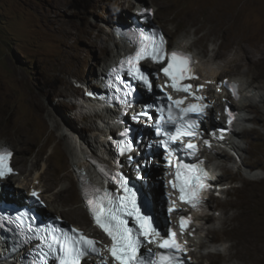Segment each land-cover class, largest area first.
<instances>
[{
  "label": "rangeland",
  "instance_id": "obj_1",
  "mask_svg": "<svg viewBox=\"0 0 264 264\" xmlns=\"http://www.w3.org/2000/svg\"><path fill=\"white\" fill-rule=\"evenodd\" d=\"M144 2L153 7L152 21L163 30L171 45L179 39L191 44L200 74L205 73L206 67L209 70L210 66L212 74L218 73L219 79L239 76L245 86L252 85L245 91L247 94H259L251 99L264 114V84L251 77L257 74L264 80V52L261 53L264 51V0ZM138 6L136 0H0V112L7 116L5 120H0V145L6 144L13 149V165L27 178H32L34 171L43 172L40 182L33 185L35 188L42 187L39 189L45 200V212L59 214L68 223L96 232L95 236L97 230L81 205L77 181L69 163L67 144L74 145L73 134L63 127L64 136L59 138L51 118L69 119L76 130L84 131L85 138L93 137L92 128L97 118L95 115L88 118L84 114L87 112L81 108L80 97L84 94L87 99L89 95L86 93L90 92L91 86L98 88L96 76L105 68L103 52L107 49L111 54L109 62L116 45H121L116 41L110 25L120 21L130 23ZM208 18L210 22L204 20ZM232 26H236L242 34L245 32L244 42L250 43L248 48L256 52L255 59L227 62V58L232 56V47L225 46L223 35L232 33ZM219 51L225 55L217 56ZM251 72L254 74L251 75ZM243 101H246L249 119L239 127L240 133L236 138L242 145L241 151L237 155L226 151L229 158L216 156L209 160L214 166L224 164L226 170L217 168L223 179L220 181L218 177V192L211 191L215 187L208 191L205 201H208L209 209H204V214L210 212L213 217H208L207 223L202 225V220H199L198 224L204 229L200 228L193 238L196 244L212 238V241L207 240L212 242L210 246H198L202 255H193L198 263L209 262L211 257L214 258L211 264H221L223 260L227 264H239L241 259L237 261L231 257L227 260L223 254L212 257L210 252H206H223L222 249L230 246L238 232L245 226H251L255 218L259 229L253 227L248 232L253 237L255 235L254 239L264 256V123L255 118L254 108L246 99L243 98L239 105ZM250 130L253 134L246 133ZM50 132L52 136L48 137ZM220 149L223 148L218 147ZM251 169L259 170L261 174L250 175L248 171ZM154 171L156 168L151 167V174ZM15 176H10L2 184L14 185ZM61 186L69 187V198L74 200L77 209L84 211L82 217L87 225L81 224L77 216H69L65 212V189H60ZM153 188L156 193L160 192L157 184ZM59 189L61 195L58 196ZM257 252L261 254L259 250ZM242 258L249 260L248 257ZM9 264L16 263L10 261Z\"/></svg>",
  "mask_w": 264,
  "mask_h": 264
},
{
  "label": "snow or ice",
  "instance_id": "obj_2",
  "mask_svg": "<svg viewBox=\"0 0 264 264\" xmlns=\"http://www.w3.org/2000/svg\"><path fill=\"white\" fill-rule=\"evenodd\" d=\"M143 11L148 12L149 10L144 9ZM132 42L136 45L134 53L121 60L119 67L113 70L117 72L115 84L109 86L121 93L124 98L123 102L127 103L126 98L131 95L133 88L120 73L144 85L151 92L153 83L149 74L141 69V61L151 59L153 63L161 65L167 61L161 71L170 81L169 86L176 92L187 93L188 96L201 103L189 102L185 106L188 96L183 99H174L165 92L164 96L158 99L166 100V105L161 103L155 108V111L159 113V120L154 125L155 134L164 137L160 145L168 151L169 158L174 151L180 149H183L186 155L194 156L197 152V145L193 143V140L198 135L199 118L206 115L208 105L202 103L205 97L197 95L191 84L183 83L185 80L197 79L191 67L193 64L191 57L178 50L168 52L164 36L155 31L151 33L140 31L138 34H133ZM203 87L200 85L197 91ZM230 88L233 95H237L236 85L232 84ZM115 98L120 99V97ZM148 107L151 108L152 105ZM193 114L196 116L195 119ZM141 115L148 116V113L143 112ZM228 123H232L231 113H229ZM165 125L172 126L174 131L164 130ZM185 138H187L186 143ZM129 143L120 142L118 144L121 154L130 150ZM204 143L209 145L207 140ZM172 145H177V148L173 149ZM12 155L11 150L0 148V179L12 174L13 169L10 165ZM171 163L169 159V164ZM202 164V161L199 164L177 163L175 179L169 181L173 189L179 190L180 200L187 202L193 208H197L203 200L200 193L210 187L206 183L209 174ZM111 180L118 186L115 192L107 188L102 190L98 187L82 185V194L94 224L111 240V245L107 246V252L110 253L112 264H185L187 249L177 240L176 233L171 228L162 232L154 224V218L142 211V205L138 203L137 191L129 187L128 181L122 175L119 173L112 175ZM31 196L38 199V193L35 190L31 192ZM174 210V205H170L168 212L171 213ZM20 219H23V215ZM190 222V217H180L181 232L189 230ZM29 231H33L36 239L40 241L36 249L44 262L52 259L54 264H82L86 258L95 255L100 257L99 264H109V258L102 254L98 242L75 228L69 230L36 227L33 229L29 225ZM152 245H155V248ZM32 264H37V262L34 260Z\"/></svg>",
  "mask_w": 264,
  "mask_h": 264
},
{
  "label": "bare ground",
  "instance_id": "obj_3",
  "mask_svg": "<svg viewBox=\"0 0 264 264\" xmlns=\"http://www.w3.org/2000/svg\"><path fill=\"white\" fill-rule=\"evenodd\" d=\"M135 1V0H134ZM136 2L139 4V5H145L144 3V0H136ZM195 6V5H194ZM251 8V7H250ZM263 9V8H262ZM124 10V9H123ZM205 10V8H204ZM204 13V12H203ZM206 13V12H205ZM208 13V12H207ZM210 13V12H209ZM135 14V13H134ZM133 14V15H134ZM259 14V13H258ZM206 15V14H205ZM257 15V14H256ZM180 16V15H179ZM204 17V16H203ZM184 19V18H183ZM262 19V18H261ZM206 21H209L210 22V19H204ZM239 20V19H238ZM185 21H186V18H185ZM204 22V21H203ZM114 22L110 25V27L112 28L114 26ZM252 24V23H251ZM244 26V25H243ZM255 26V25H254ZM246 27V26H245ZM236 26H232L231 29L232 33H226L225 35H223L225 38H226V41H225V46H231L232 47V56L228 57L227 58V62L228 63H237L241 60H251V59H255L254 57L256 56V52H253V50L251 51L250 48H248V45L250 44H246L244 42V33L242 34L241 32H239L237 29ZM227 29V28H226ZM244 29V28H243ZM242 29V30H243ZM255 30V29H254ZM264 30V29H263ZM112 32V31H111ZM262 32V31H261ZM250 33V32H249ZM254 33V32H252ZM264 34V33H263ZM114 35V34H113ZM250 35V34H249ZM248 37V36H247ZM251 38V36H250ZM256 39V38H255ZM249 40V39H248ZM117 41V40H116ZM247 41V40H246ZM250 41V40H249ZM255 42V41H254ZM257 42V41H256ZM173 45H178L180 47H183V48H187L189 50H193L191 49V44L188 43L186 40L184 39H179V40H175L174 41V44ZM263 45H264V42H263ZM115 46V45H114ZM251 46V45H249ZM113 47V46H112ZM263 47V46H262ZM115 51L114 53L112 54L111 57V60L109 62H107V60L109 59V52L106 51L103 52V58H104V62H105V65L103 68V71L101 72L100 75L96 76V80L98 81L99 78H101V76L103 77L104 76V72L107 71V69L113 65V60H117L119 56H121L122 52L125 51V47L124 45H116L115 47ZM252 48V47H251ZM132 49V48H131ZM195 49V48H194ZM250 49V50H249ZM255 50V49H254ZM259 50V49H257ZM264 52L263 50L261 51V53ZM223 55H225V53H222L221 51H219L217 53V56H220L222 57ZM259 55V53H258ZM257 55V56H258ZM216 56V55H215ZM216 56V57H217ZM261 56V55H260ZM258 56V57H260ZM113 57V59H112ZM262 57L264 58V53H262ZM257 58V57H256ZM263 60V59H262ZM253 61V60H252ZM226 62V63H227ZM242 62V61H241ZM250 62V61H249ZM258 64V63H256ZM262 64V63H261ZM209 66V65H208ZM252 67V66H251ZM209 70H207L208 68L206 67L203 68L205 69V73H201L202 74V80L205 81L206 79H210L211 76L213 77H217L218 76V73H215L214 75L212 74L213 72H211V67L209 66ZM247 68V67H246ZM250 69V68H249ZM202 70V69H201ZM214 70V69H213ZM264 71V69H262ZM250 71V70H249ZM254 71V70H253ZM254 74L251 72V75ZM253 80L255 81H258L260 82V84H264V80H263V77L260 76V75H257L255 74L254 76H251ZM90 77H88L89 79ZM160 78V77H159ZM230 78H234V76H231ZM257 82V83H258ZM245 84V83H244ZM91 86V84H90ZM248 87H252L251 84L247 85ZM247 86H243L242 90H243V94H247L245 91L247 90ZM92 88V92H89L91 95H93V97L91 98V96H86L87 99H84V103L83 105H81V108L84 109V112H87V113H84L88 116V118L90 117L91 118V115H95L96 118H98L96 120V123L94 122V125H93V128H92V134H93V137L91 136V139H87L85 138V135H84V131H81V130H76L75 129V125L74 124H71L69 119H65L64 117L63 118H56L54 115L53 118H51V124L53 125V128H54V131L58 132L59 134V138H63L64 136V132L62 131V128H66L68 130V132L71 134H73L72 136V140L74 141V145L71 146V143L69 142L67 144V149H68V154L70 155V159H69V163L72 167V172L74 173L75 170L73 169V167H75L76 169L80 170V171H83L87 174L88 177H91L93 180H96V176H95V173L93 172V166L91 165L90 162H88L92 157H94L95 155L98 156L99 159L101 160H105V161H108L110 160V158L112 157V152L109 150V143H108V139L110 138V136L112 135H116L120 130L121 128H118L119 125L116 121V118H117V115L120 114V112H118V109H112L111 107H103V109H101V105H100V102H101V99H98L95 94L96 93H101V89H98V88H93V86H91ZM139 87V86H138ZM258 87V86H257ZM260 85H259V89H260ZM255 88V87H254ZM257 89V88H256ZM88 93V92H87ZM259 94H256L255 92H253L251 95L248 94L244 96V99H246L249 104H251L254 108V111L256 113L255 115V118L261 122L262 124L264 123V114H263V111L261 109L260 106L256 105L253 101L254 97L257 96ZM206 97H207V101H209V106L208 108L206 109V117L207 119L209 120V118L211 117L210 116V109L212 108V105L213 103L215 102V105H217L219 103L218 101V97H215L213 95V92H211V89L209 88L207 90V94H206ZM261 97V96H260ZM217 98V99H216ZM253 98V99H251ZM264 100V99H263ZM102 103V102H101ZM245 104H246V101H243L240 106H244L245 107ZM250 105V106H251ZM100 107V108H99ZM238 108V107H236ZM135 108H133V112L132 113H136L138 110H135ZM151 110V109H150ZM130 113V112H129ZM129 113H127L126 115L123 116V118H125V116L127 117L128 116V120H129ZM149 113V112H148ZM49 114V113H48ZM155 115V112L151 113V115ZM50 115V114H49ZM52 115V114H51ZM36 118L38 119V116L37 114H35ZM156 116H158L159 118V113H156ZM6 113L4 112H0V120H5L6 119ZM50 117V116H49ZM82 118H85L83 115H81ZM95 119V118H94ZM248 119H249V116H248ZM247 119V120H248ZM39 120H41V117L39 115ZM91 120V119H90ZM114 122V123H112ZM129 122V121H128ZM112 123V124H111ZM264 126V125H262ZM140 127V125H139ZM244 131V130H242ZM253 130H250L246 133H249ZM255 132L257 134L260 135V133L255 130ZM240 131H237L235 134H239ZM252 133V132H251ZM66 134V133H65ZM253 134V133H252ZM52 136V132H50V134L48 135V137H51ZM254 136V135H253ZM256 136V135H255ZM261 136V135H260ZM264 136V135H263ZM262 137V136H261ZM263 139V138H262ZM25 140V139H24ZM46 140V139H45ZM48 140V138H47ZM46 140V141H47ZM210 143H212V140H209ZM57 143V142H56ZM32 144V143H31ZM221 146V143L220 142H213L211 144V147L212 148H217ZM226 148L230 149L233 153H235L237 155V153L239 151H241L242 149V145L239 141H237L236 139H233V143H228L227 145H225ZM27 148V147H26ZM38 148V147H37ZM36 148V149H37ZM142 148V147H141ZM157 150H159V148H156ZM148 151H152V150H148ZM161 151V150H160ZM228 152V150L226 149H220V150H215V155L217 157H221V156H224L229 158V155L226 154L225 152ZM39 152V151H38ZM15 153V152H14ZM36 154V153H34ZM145 157L143 158L145 160V158H149L148 156V153L146 152L145 150ZM47 156V155H46ZM147 156V157H146ZM47 158V157H45ZM207 159L210 160V157H206ZM14 159V154L12 155V160ZM35 159V158H34ZM37 160V159H36ZM48 160V159H47ZM50 160V159H49ZM208 160L209 163H211L210 161ZM46 162V161H45ZM152 163H154V161H152ZM219 166H214V165H210L209 166V175H208V182L209 183H213L216 181V179H218V177L220 178V181L223 179V177H221V174H219L217 172V168L221 169L222 171H225L226 168H225V165L224 164H217ZM144 169V168H143ZM17 170V168H16ZM42 171L40 172H37V171H34L32 174H34L32 176V178H27L22 171L18 172L17 176H15V184L13 185L14 188L17 189V191H22V187L26 189V192L30 191L32 188H35L34 187V183L35 182H40V178H41V173ZM250 175H253V176H258V174L261 172H259V170H256V169H251L248 171ZM25 173V172H24ZM144 173V172H143ZM27 174V172H26ZM261 174V173H260ZM147 177L151 180L152 179V175H151V172L148 173ZM244 177V176H243ZM7 179L9 180V177L5 178L3 181H7ZM70 179V178H69ZM90 179V178H89ZM249 179V178H248ZM37 182V183H38ZM97 182V181H96ZM248 182V181H247ZM42 185V184H41ZM39 188H42L41 186H39L37 189ZM64 188L65 189V195L63 196V200L64 202H66V210L65 212L69 215V216H77L78 219H79V222L81 224H86L84 218L82 217V213L85 211V208H84V204L81 200V197H80V202H81V205L84 209V211L80 210V209H77L76 205L73 203L74 200H71L69 198V187H63L61 186L60 189ZM60 189L57 191L58 193L56 195H61L59 194V191ZM208 189H205L203 190L201 193H202V196L205 198L207 197L208 195ZM212 192L216 193L219 191V182H216V186L214 189L211 190ZM210 191V192H211ZM60 199V197H58V200ZM245 199V198H244ZM157 200V197L153 198L152 199V211L156 213V215L158 214V211H157V208L158 206L156 205L155 201ZM12 201H15L18 203V201L16 200L15 196H13L12 198ZM61 206H63V201L60 199L59 200ZM69 202V203H68ZM256 202V201H255ZM49 203V202H48ZM52 203V202H51ZM50 205V204H49ZM69 206V207H67ZM209 209V204H208V201L206 200L205 201V206H204V209ZM256 208V207H255ZM151 209V208H150ZM86 213V211H85ZM193 215L191 216L192 219H194L196 217V223L198 224L199 220H202L200 222L201 225L202 224H206L207 223V220H208V217H213L212 215H210V212H206V214L202 215L201 214V210L200 209H196L194 212H192ZM249 213V212H248ZM59 216V214H57ZM206 215V216H205ZM255 217V216H254ZM213 219V218H212ZM205 220V221H204ZM90 221V220H89ZM259 222L257 221V218L254 219L253 221V224L251 226H245L243 229H241V232H238L237 236L235 237L234 239V242L232 244H230V246H227V248H224L222 249L223 252H219V251H207L206 253L210 252V255H213L212 257L214 256H218L219 254H223L224 256H226V259L229 260L231 259V257H234L237 261L239 259H241V261H238L239 264H252L253 263V260L255 258H257L255 261H254V264H264V256H262L263 254V251H262V248L259 246H257V243L253 237V235L248 232V230L252 229L254 227V229H256L258 226ZM71 224H73L71 222ZM75 225V224H74ZM87 225V224H86ZM81 227V226H80ZM261 227V226H260ZM83 228V227H81ZM202 229H204L203 226H201ZM253 229V230H254ZM259 229V228H257ZM199 232V229H197L194 234L195 236L197 235V233ZM89 234L91 236H94L96 235V232H89ZM205 235L206 232H205ZM258 238V236H257ZM212 239V238H211ZM211 239H206V240H200L199 243L196 244V242L193 243L196 244L197 246H200L199 248L201 247H206V246H210V244H212V240ZM193 240V239H192ZM207 240H211V241H207ZM219 241V240H218ZM217 241V242H218ZM227 241V240H226ZM261 241V240H260ZM262 245V244H261ZM260 251L261 254L259 255L257 251ZM6 251L5 249V243L0 239V256ZM230 253V255H229ZM242 257H248L249 260H245V258L243 259ZM209 259V262L208 264H211V261L214 259V258H208ZM97 261H95L96 263ZM227 261L226 260H223L221 264H227L226 263ZM199 264H202L201 262H199Z\"/></svg>",
  "mask_w": 264,
  "mask_h": 264
},
{
  "label": "clouds",
  "instance_id": "obj_4",
  "mask_svg": "<svg viewBox=\"0 0 264 264\" xmlns=\"http://www.w3.org/2000/svg\"><path fill=\"white\" fill-rule=\"evenodd\" d=\"M144 9H148L149 11L148 12H144L143 11ZM134 13L135 14L131 16L130 23L127 24V23H123V22L120 21V22L116 23L112 27L113 28V34H114L116 40L119 41L126 48L125 51L122 52L121 56H119L117 60H115V59L113 60V65H112L113 67L118 64V61L123 60L129 54H132L133 51L135 50V44H133V42L127 37V35L124 34V31L131 25L132 22H138L141 19L142 16H146V17H148V23L147 24L149 26H153V25L158 26L156 23H153V21H152V17H153V14H154L153 7L147 6V5H139L138 6V9L135 10ZM112 66H110L107 69V71L104 72V76L103 77L106 76L107 72L109 71V69ZM142 66H143V68L146 67V68H150L152 70L151 71V75H150V77L152 78V83H153V79L159 80V82H157V83H160L163 80V77L162 76L153 77V75H154L153 73H157L158 72V69L162 66L161 64L153 63L151 61V59H149V60L143 61L142 62ZM103 77L101 76V78H99L98 81H97V83H98V89H100V87H101V84H102V81L101 80H102ZM239 79H240V83H241V86H240L241 99H239V103H240L243 100L244 96L247 95V94H243L242 88H243L244 84L242 83L241 78H239ZM138 86H139L138 89L140 91H143V89H145L142 86V84H140V83L138 84ZM247 88H249V87L247 86ZM89 90L93 94L92 89L90 88ZM177 93H179V92H171V96H173L174 94H177ZM86 94H88L90 96V93H86ZM248 96H249V94H248ZM84 97H85V95L82 94V97H80V102H79L80 104H83L84 99H85ZM239 103H237V101H234L233 102L234 108L238 110L237 116H236L238 121L237 120H233V122H234L233 123V128H234L235 131L231 134L232 139L229 140L230 143H233V139H236L237 138V134H235V133L240 130L239 127L242 124H245L246 121H247V119H248V115H246L247 108L244 107V106H240ZM236 105H238V108H236ZM140 127H142V126L140 125ZM237 141H239V140H237ZM0 148H7V149L11 150V152L14 154L13 149L10 146L6 145V144L0 145ZM10 162H11V166L13 167L15 173L10 174L8 177L15 176L19 172L18 170H16L15 166L13 165L12 157L10 159ZM155 168L158 169L159 167H155ZM4 179L5 178L0 179V199L1 200H8L7 199V196H8V197H10V199L12 201L13 196H15L16 200L19 201V196L17 197V195L19 193L20 194H24V192L26 193V191H23V190L20 191V192L17 191V189L13 187V184H2L4 182L3 181ZM158 179H159L158 176H155L154 173H153V180L156 182L157 185L159 184V183H157L158 182ZM150 191L154 194L155 189L154 188L153 189L150 188ZM159 193H156V191H155V194H154L155 197L160 196ZM12 202H15V201H12ZM160 207H161V205H160ZM204 213H205V210H201V214L203 215ZM0 262L3 263V264L4 263L5 264H9L10 263V261L7 263V262H4L2 260H0Z\"/></svg>",
  "mask_w": 264,
  "mask_h": 264
},
{
  "label": "flooded vegetation",
  "instance_id": "obj_5",
  "mask_svg": "<svg viewBox=\"0 0 264 264\" xmlns=\"http://www.w3.org/2000/svg\"><path fill=\"white\" fill-rule=\"evenodd\" d=\"M148 69H149L150 75H151V71L152 70L150 68H148ZM155 75L157 76V73H155ZM157 82H159V80L153 79V90H152V92H149V91H147L145 89H143V91H141V95H142L141 96V99L136 104L133 105L134 106L133 108L136 107L135 110H138L137 112L141 111V109H142V107H143L144 104H147V103H154L155 104L156 103L158 105L161 102L160 99H158L160 96H159V94L157 93V91L155 89V84ZM129 112L132 113L133 110L131 109V110H129ZM132 125L136 128V125L135 124L132 123ZM144 135L148 139H154L153 138V134L149 130L146 131V132H144ZM141 149L142 148L140 147L139 150H141Z\"/></svg>",
  "mask_w": 264,
  "mask_h": 264
},
{
  "label": "water",
  "instance_id": "obj_6",
  "mask_svg": "<svg viewBox=\"0 0 264 264\" xmlns=\"http://www.w3.org/2000/svg\"><path fill=\"white\" fill-rule=\"evenodd\" d=\"M144 69L147 70V71L150 73V71H149L148 68L144 67ZM149 169H150V168H149ZM149 172H150V171H149ZM154 175H155V176H158V169H156V171H154ZM158 186H159V184H158ZM159 194H160V193H159ZM160 205L162 206V201H161ZM47 214H50V213H47ZM62 224H63V225H67L66 223H63V222H62ZM158 227H159V225H158Z\"/></svg>",
  "mask_w": 264,
  "mask_h": 264
}]
</instances>
